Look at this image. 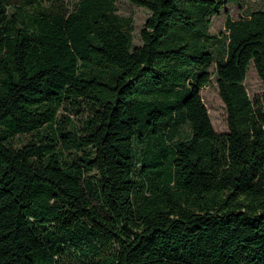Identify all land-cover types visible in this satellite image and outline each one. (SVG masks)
Returning <instances> with one entry per match:
<instances>
[{"label": "trees", "instance_id": "16d2710c", "mask_svg": "<svg viewBox=\"0 0 264 264\" xmlns=\"http://www.w3.org/2000/svg\"><path fill=\"white\" fill-rule=\"evenodd\" d=\"M129 1L0 0V264H264V0Z\"/></svg>", "mask_w": 264, "mask_h": 264}, {"label": "rangeland", "instance_id": "374dc122", "mask_svg": "<svg viewBox=\"0 0 264 264\" xmlns=\"http://www.w3.org/2000/svg\"><path fill=\"white\" fill-rule=\"evenodd\" d=\"M77 0H63L64 4L71 8ZM52 0H46L45 5L51 4ZM118 14L122 17H132L133 19V36L134 45H140V31L144 27L150 12L143 7L134 5L129 0H117L116 3ZM263 8V5L257 0H229V3L220 10V14L212 18L210 25V33L216 36L226 35L225 21L227 18L233 21L245 18L250 12ZM216 64H212L208 69L211 73V83L201 90L202 101L208 111L210 121L217 133H225L228 130L227 112L220 96L218 85L216 83ZM246 92L251 101L264 97V85L258 77L253 65L249 67V71L244 83ZM72 120L81 126V118L72 115Z\"/></svg>", "mask_w": 264, "mask_h": 264}]
</instances>
